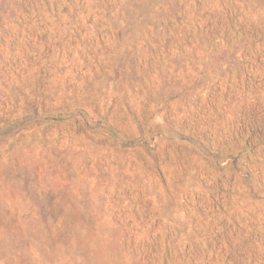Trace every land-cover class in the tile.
I'll return each instance as SVG.
<instances>
[{"label":"rangeland","instance_id":"1","mask_svg":"<svg viewBox=\"0 0 264 264\" xmlns=\"http://www.w3.org/2000/svg\"><path fill=\"white\" fill-rule=\"evenodd\" d=\"M0 264H264V0H0Z\"/></svg>","mask_w":264,"mask_h":264}]
</instances>
